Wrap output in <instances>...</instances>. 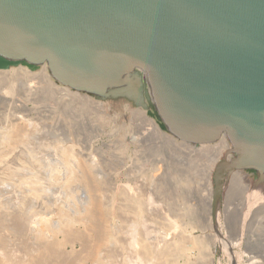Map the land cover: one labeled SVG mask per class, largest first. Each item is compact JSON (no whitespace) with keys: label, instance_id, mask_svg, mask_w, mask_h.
Wrapping results in <instances>:
<instances>
[{"label":"water","instance_id":"obj_1","mask_svg":"<svg viewBox=\"0 0 264 264\" xmlns=\"http://www.w3.org/2000/svg\"><path fill=\"white\" fill-rule=\"evenodd\" d=\"M45 63L56 83L125 99L184 142L227 135L214 221L234 172L264 188V0H0V69Z\"/></svg>","mask_w":264,"mask_h":264},{"label":"rangeland","instance_id":"obj_2","mask_svg":"<svg viewBox=\"0 0 264 264\" xmlns=\"http://www.w3.org/2000/svg\"><path fill=\"white\" fill-rule=\"evenodd\" d=\"M0 90V127L26 124L25 118L47 141L84 154L113 182L112 194L121 185L138 191L156 204L154 213L187 231L193 242L185 238L175 264H264V188L252 174H232L214 221L213 173L230 148L227 135L207 145L184 142L125 99L102 101L56 83L46 63L0 69Z\"/></svg>","mask_w":264,"mask_h":264},{"label":"bare ground","instance_id":"obj_3","mask_svg":"<svg viewBox=\"0 0 264 264\" xmlns=\"http://www.w3.org/2000/svg\"><path fill=\"white\" fill-rule=\"evenodd\" d=\"M23 119L0 127V264H175L187 231Z\"/></svg>","mask_w":264,"mask_h":264}]
</instances>
